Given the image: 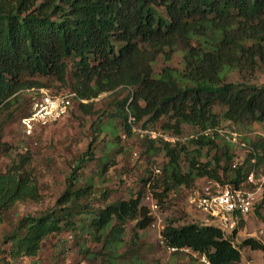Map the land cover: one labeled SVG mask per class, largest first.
Instances as JSON below:
<instances>
[{
  "label": "trees",
  "instance_id": "obj_1",
  "mask_svg": "<svg viewBox=\"0 0 264 264\" xmlns=\"http://www.w3.org/2000/svg\"><path fill=\"white\" fill-rule=\"evenodd\" d=\"M177 49L184 52V68L165 66L156 73L157 59L170 61ZM259 62H264V0H0V122L12 116L10 108L24 92H40L57 83L76 94L69 113L60 120L76 103L91 113L95 105L91 100L127 90L108 116L119 118L129 136L133 124L144 118V126L161 122L164 132L174 135H181L185 124L203 132L191 139L193 151L162 137L149 138L151 147L160 140L169 157L163 176L152 184L153 177H142L136 194L124 199L108 201L106 189L103 208L88 200L95 183L77 184L76 166L56 206L24 216L4 237L11 257L37 256L46 238L77 229L79 220L82 231L103 242L110 262L116 264L136 252L134 248L119 252L126 224L135 221V239L154 224L152 209L144 203L148 187L156 190L162 207L171 192L190 188L198 178L241 185L252 158L258 169L264 166V140L251 141L254 152L233 166L232 145L225 141L221 152L218 132H204L224 121L264 122V84L227 77L231 68L254 71ZM28 104L23 116L31 113ZM182 152L189 153L187 170L181 164ZM85 153L94 157L93 144ZM32 161L30 152L14 151L13 161L0 172V224L17 203L40 199ZM107 163L103 162L104 170ZM255 214L261 216L262 211L256 209ZM239 228L225 235L215 224L177 226L170 219L161 235L167 248H177L174 252L190 249L205 255L210 264H243L242 248L262 245L254 238L235 245Z\"/></svg>",
  "mask_w": 264,
  "mask_h": 264
},
{
  "label": "rangeland",
  "instance_id": "obj_2",
  "mask_svg": "<svg viewBox=\"0 0 264 264\" xmlns=\"http://www.w3.org/2000/svg\"><path fill=\"white\" fill-rule=\"evenodd\" d=\"M165 66L181 71L184 68V52L177 49L170 61H165L160 56L155 63V72H161ZM227 77L234 82L262 85L264 84V62H259V66L254 71L244 69L241 72L240 69L231 68ZM44 89L53 92L70 90L69 87L60 86L57 83H52L51 87ZM37 92L39 90L24 92L19 97L18 104L15 103L10 108L12 116L10 115L6 122H0V172L5 171L7 165L13 161L14 151L16 153L30 152L33 156V172L41 195L39 200L17 203L8 213L5 222L0 224V260H2L0 264H7V262L11 264H112L103 242L97 241L86 231H82L83 222L79 220L77 229L65 230L46 238L35 257H11L10 244L4 243V237L24 216L39 215L56 206L76 166L80 168L76 174L77 184L85 186L89 182L95 183L94 191L88 200L95 208H103L107 204L102 197L106 189L110 190L111 195L108 201L124 199L136 194L141 186L139 181L142 177H153L152 184L163 176V166L168 162L169 157L163 150L160 140L151 147L149 138L162 137L172 143L185 144L188 150L193 151L196 146L190 143L191 139L203 132L185 124L183 133L174 135L164 132L161 122L148 123L144 126L146 122L144 118L139 123L133 124V133L129 136L119 118L108 116L109 112L115 110V102L122 100L128 94L126 90L104 93L91 100L95 104L91 113L81 111L76 103L69 116L41 128L35 132L34 136H26L21 124L24 117L21 111L26 109L25 104L28 102L32 104L38 97ZM91 101L85 100L84 103ZM99 127L102 128L101 131L98 130ZM217 128L227 130L226 134L230 135L228 139L218 133L221 152L225 149V141L234 142V138L237 142H245L249 146H252L250 142L253 140H264V122L236 124L224 121ZM213 132L217 131H208L210 134ZM232 133L237 134L236 137ZM233 142H229L232 145L233 165L239 166L245 162L249 152L247 148ZM92 144L95 153L94 157L89 158L85 152ZM205 152H207L206 149ZM215 152L214 150L210 155H204L202 161L210 159ZM187 154L189 153H181V164L184 170L189 167ZM104 161L108 162L106 170L103 168ZM157 169H160L162 173H156ZM258 170L264 172V166H260ZM192 186L174 190L162 207L159 206L156 211L152 210L154 224L140 230L139 239L134 238L135 221L126 224L124 243L119 252L124 254L129 248H134L136 252L128 253L127 259H118L116 264H207L201 261L199 253L190 249L174 252L162 241V230L170 219L175 220L177 226L205 221L203 214L196 211L188 202ZM155 191L150 186L147 195L152 194L157 202ZM144 203L151 206L146 197ZM248 238L256 239L262 247L254 249L251 246H244L242 263L264 264V212L261 216L252 214L244 220L234 244L239 246Z\"/></svg>",
  "mask_w": 264,
  "mask_h": 264
},
{
  "label": "built area",
  "instance_id": "obj_3",
  "mask_svg": "<svg viewBox=\"0 0 264 264\" xmlns=\"http://www.w3.org/2000/svg\"><path fill=\"white\" fill-rule=\"evenodd\" d=\"M75 96L74 92H53L42 88L39 96L32 103L31 113L21 120L25 134L34 135L36 129L53 124L66 116ZM214 130L229 139L230 135L225 132L227 130L218 128ZM208 131L211 129L204 133L208 134ZM233 135L236 137L237 134ZM234 139V142L228 141L247 148L249 153L254 152L253 146ZM255 163L256 158H252L249 172L239 186L209 177L198 178L195 181L189 192L188 202L196 211L203 214L206 224L220 226L225 235H228L239 228L241 220H246L248 216L255 214L256 209L264 212V172L258 170ZM159 172L160 170L157 169L156 173ZM146 199L151 203L152 210L156 211L159 208L152 194H148ZM169 249L177 250V248ZM201 261L210 264L205 255L201 256Z\"/></svg>",
  "mask_w": 264,
  "mask_h": 264
}]
</instances>
